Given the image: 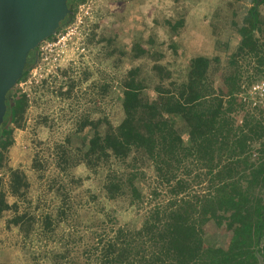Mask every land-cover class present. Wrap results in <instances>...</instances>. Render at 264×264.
<instances>
[{
  "label": "trees",
  "instance_id": "trees-1",
  "mask_svg": "<svg viewBox=\"0 0 264 264\" xmlns=\"http://www.w3.org/2000/svg\"><path fill=\"white\" fill-rule=\"evenodd\" d=\"M84 1L74 0L68 17ZM249 2L243 23H233L240 50L263 66L264 41L256 31L264 29L258 8L264 0ZM181 24L176 22L174 29ZM38 48L29 53L21 79L37 61ZM146 53L141 43L134 44L135 58ZM217 71L218 58L206 55L193 56L178 73L159 62L148 71L131 67L117 85L124 112L119 123L85 113L48 148L61 175L75 180L71 170L79 164L95 173L105 170L102 188L108 199L127 197L145 208L135 231L113 226L111 236L99 238L96 264H264V113L247 109L236 90L217 87ZM73 87L60 94H70ZM8 95L14 103L12 122L0 139V219L11 211L7 227L29 231L38 223L40 230L53 231L54 214L36 218L21 209L30 182L21 167L6 160L15 140L12 124L22 126L30 98L14 88ZM88 127L92 132L86 140H74ZM40 155L36 152L32 162L38 173L45 167ZM148 171L154 177L149 197L137 184ZM64 215L59 207L58 218ZM236 227L251 232L250 245L235 238L225 241L223 232Z\"/></svg>",
  "mask_w": 264,
  "mask_h": 264
},
{
  "label": "rangeland",
  "instance_id": "rangeland-1",
  "mask_svg": "<svg viewBox=\"0 0 264 264\" xmlns=\"http://www.w3.org/2000/svg\"><path fill=\"white\" fill-rule=\"evenodd\" d=\"M250 6L249 0H85L78 5L64 27L46 39L52 42L66 37L64 45L44 53L39 47V57L30 69L38 65L44 79L29 101L22 126L12 124L15 140L6 160L11 167L19 164L30 182L21 209L36 218L51 212L54 230L44 232L38 223L29 231L7 227L12 212L6 211L0 219V262L41 264L55 259L60 264H96L100 237L111 236L115 226L130 233L142 225L144 207L131 204L127 197L105 196V170L95 173L79 164L71 170L72 180L55 168L47 156L48 148L85 113L92 118L107 115L111 123H119L124 112L118 102V81L134 66L148 71L159 62L178 73L193 56L217 57L215 85L236 90V96L243 86L263 78L264 65L240 50L241 36L233 23L242 24ZM258 8L264 18V4ZM179 20L182 24L174 29ZM256 33L264 41V29ZM137 42L147 52L139 58L133 56ZM72 84L70 94H60ZM245 112L238 113L239 122ZM91 132L88 127L79 137L74 135V140H86ZM36 152L45 164L40 173L32 168ZM153 181L148 171L137 182L148 197ZM59 207L65 210L62 218L57 216ZM223 236L226 242L235 238L245 245L252 243L246 229H226Z\"/></svg>",
  "mask_w": 264,
  "mask_h": 264
},
{
  "label": "water",
  "instance_id": "water-1",
  "mask_svg": "<svg viewBox=\"0 0 264 264\" xmlns=\"http://www.w3.org/2000/svg\"><path fill=\"white\" fill-rule=\"evenodd\" d=\"M73 9L74 0H0V139L12 122L8 93L22 78L29 53L55 34Z\"/></svg>",
  "mask_w": 264,
  "mask_h": 264
},
{
  "label": "built area",
  "instance_id": "built-area-1",
  "mask_svg": "<svg viewBox=\"0 0 264 264\" xmlns=\"http://www.w3.org/2000/svg\"><path fill=\"white\" fill-rule=\"evenodd\" d=\"M63 38L52 42H48L47 40L43 41L42 45H40V48L43 51L42 53L54 51L58 48L57 46L64 45ZM38 70L39 66H34L32 70L29 71L30 75H28V73L25 78L20 79L16 83L14 86L16 94L26 95L31 99L36 88L44 79V76L39 73ZM52 75H56V72H54ZM58 76L60 77L59 74ZM237 99L239 102L243 103L246 108L255 109L264 113V77L252 82L251 84H248L247 86H243L242 91L237 94Z\"/></svg>",
  "mask_w": 264,
  "mask_h": 264
},
{
  "label": "flooded vegetation",
  "instance_id": "flooded-vegetation-1",
  "mask_svg": "<svg viewBox=\"0 0 264 264\" xmlns=\"http://www.w3.org/2000/svg\"><path fill=\"white\" fill-rule=\"evenodd\" d=\"M68 20H70V17H66V19L62 22V24H61V26H60V28H63L64 27V23H66ZM59 28V29H60ZM58 31V30H57ZM56 34V33H55ZM41 45V44H40ZM40 45H39V47H40ZM39 48H38V51H37V54H39Z\"/></svg>",
  "mask_w": 264,
  "mask_h": 264
},
{
  "label": "crops",
  "instance_id": "crops-1",
  "mask_svg": "<svg viewBox=\"0 0 264 264\" xmlns=\"http://www.w3.org/2000/svg\"><path fill=\"white\" fill-rule=\"evenodd\" d=\"M18 143H19V142H18ZM17 167H21V166L18 164Z\"/></svg>",
  "mask_w": 264,
  "mask_h": 264
}]
</instances>
